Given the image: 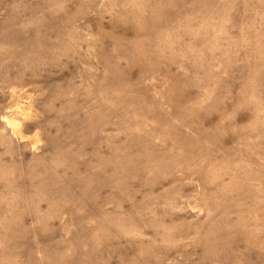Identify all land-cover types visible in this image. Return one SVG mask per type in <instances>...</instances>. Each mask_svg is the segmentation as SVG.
Instances as JSON below:
<instances>
[{"label": "rangeland", "instance_id": "374dc122", "mask_svg": "<svg viewBox=\"0 0 264 264\" xmlns=\"http://www.w3.org/2000/svg\"><path fill=\"white\" fill-rule=\"evenodd\" d=\"M0 264H264V0H0Z\"/></svg>", "mask_w": 264, "mask_h": 264}]
</instances>
